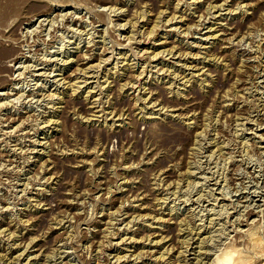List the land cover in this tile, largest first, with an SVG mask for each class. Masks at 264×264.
Segmentation results:
<instances>
[{
    "label": "rangeland",
    "instance_id": "374dc122",
    "mask_svg": "<svg viewBox=\"0 0 264 264\" xmlns=\"http://www.w3.org/2000/svg\"><path fill=\"white\" fill-rule=\"evenodd\" d=\"M232 249L264 264V0H0V264Z\"/></svg>",
    "mask_w": 264,
    "mask_h": 264
},
{
    "label": "bare ground",
    "instance_id": "6f19581e",
    "mask_svg": "<svg viewBox=\"0 0 264 264\" xmlns=\"http://www.w3.org/2000/svg\"><path fill=\"white\" fill-rule=\"evenodd\" d=\"M144 6V5H143ZM16 12V11H15ZM181 18V17H180ZM200 18V17H199ZM206 38V37H205ZM198 45V44H197ZM2 49V48H1ZM88 52V51H87ZM92 54V53H91ZM90 56V55H89ZM154 57V56H153ZM90 58V57H89ZM88 64V63H87ZM94 65V64H93ZM164 65V64H163ZM90 66V65H89ZM85 67H86V65H85ZM79 68V67H78ZM82 69V68H81ZM84 70V69H83ZM79 71V70H78ZM89 74V73H88ZM91 75V74H90ZM92 87V86H91ZM89 91V90H88ZM205 187V186H204ZM247 213V212H246ZM159 218H160V216H159ZM241 218V217H240ZM158 220V219H157ZM175 220V219H174ZM177 227V226H176ZM198 227V226H197ZM181 229V228H180ZM240 231V230H239ZM243 234V233H242ZM197 236V235H196ZM193 239V238H192ZM259 239V238H258ZM254 240V239H253ZM252 240V244H256L255 242H256V240H254L253 241ZM188 241V240H187ZM158 242V241H157ZM258 243V242H257ZM201 251V250H200ZM236 250L234 249H232L230 252H224V254H223V256L222 255H220V256H222V257H220V258H222L221 260H222V262H221V264H248V259H246V258H243V257H239V256H236V257H233V254H234V252H235ZM177 253V252H176ZM139 256V255H138ZM163 257V256H162ZM176 257V256H175ZM196 260V259H195ZM217 264H220V262L219 263H217Z\"/></svg>",
    "mask_w": 264,
    "mask_h": 264
}]
</instances>
